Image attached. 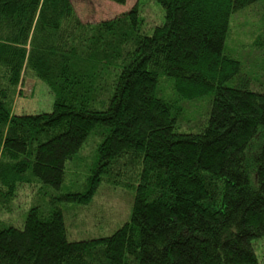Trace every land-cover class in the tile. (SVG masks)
<instances>
[{
	"label": "trees",
	"instance_id": "trees-1",
	"mask_svg": "<svg viewBox=\"0 0 264 264\" xmlns=\"http://www.w3.org/2000/svg\"><path fill=\"white\" fill-rule=\"evenodd\" d=\"M155 1L165 21L148 33L138 2L85 24L71 0H0V211L36 190L23 225L0 221V264L259 263L264 89L226 44L235 12L260 0ZM26 78L49 86L52 112L14 113ZM190 101L210 106L204 124ZM93 137L90 176L67 184ZM103 181L133 195L130 216L74 235L62 203L89 204Z\"/></svg>",
	"mask_w": 264,
	"mask_h": 264
},
{
	"label": "rangeland",
	"instance_id": "rangeland-1",
	"mask_svg": "<svg viewBox=\"0 0 264 264\" xmlns=\"http://www.w3.org/2000/svg\"><path fill=\"white\" fill-rule=\"evenodd\" d=\"M79 18L85 24L97 23L106 19H112L124 12L130 11L138 0H127L126 4L121 5L109 0H71ZM139 7L142 17L145 19L147 32L151 33L156 26L164 23V9L155 0H140ZM264 39V0L251 5L247 9L235 12L231 19L230 39L228 41V52L237 55V59L242 60L246 65H252L255 79L254 90H263L264 83V53L252 47L253 40ZM247 69V68H246ZM247 72L251 73L247 69ZM21 93L17 97L14 113L15 114H41L53 111L54 94L49 86L35 78H26ZM193 102V101H190ZM187 104V103H186ZM196 104V105H194ZM189 111L198 107V112L204 117L197 123L204 124L206 112L210 111V106L205 107L206 102L189 103ZM203 106V107H202ZM182 131H192L193 124L182 121L179 123ZM102 142L99 137L91 138L77 154L74 161L69 164L67 184L71 179H77L78 186L86 183L91 174V165L95 157L96 147ZM81 165L82 169L73 177V171ZM96 195L87 205L62 203V208L72 211L73 218L68 217L67 225L72 229L74 235L81 233L83 237L99 238L112 235L117 231L131 214L133 195L118 187H114L106 182H102L98 187ZM36 190L28 187L21 188L19 195L14 200L11 213L5 210L0 211V221L21 226L24 224L23 214L33 200ZM38 199V198H37ZM48 201V199H46ZM66 218V216H65ZM88 236H86V235ZM254 249L258 256V264H264V237L255 240Z\"/></svg>",
	"mask_w": 264,
	"mask_h": 264
}]
</instances>
